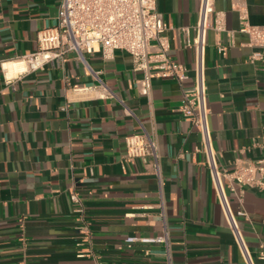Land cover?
<instances>
[{"label":"crops","instance_id":"obj_1","mask_svg":"<svg viewBox=\"0 0 264 264\" xmlns=\"http://www.w3.org/2000/svg\"><path fill=\"white\" fill-rule=\"evenodd\" d=\"M61 1L0 0V264H167L164 244L125 241L164 227L150 162L127 159L125 137L143 131L160 147L172 264H247L200 150V132L180 110L179 82L155 76L150 94H141L142 73L124 51L111 60L72 51L62 65L21 71L18 58L38 48L42 29L57 24ZM200 3L158 0L170 55L188 68L186 87L195 79L188 42L196 36ZM214 5L223 29L208 33L209 120L219 165L233 171L238 159L264 158V61L250 60L258 49L240 31L244 18L264 28V0ZM101 80L111 96L74 89ZM72 191L83 200L90 242ZM228 192L232 210L248 213L239 221L255 264H264V189Z\"/></svg>","mask_w":264,"mask_h":264},{"label":"built area","instance_id":"obj_2","mask_svg":"<svg viewBox=\"0 0 264 264\" xmlns=\"http://www.w3.org/2000/svg\"><path fill=\"white\" fill-rule=\"evenodd\" d=\"M220 18V13L215 10L214 0H201L196 36L188 42L195 51V79L192 87L184 86L188 78L187 66L174 60L170 55V42L166 35L168 26L158 9V0H62L57 24L42 29L39 32L38 48L18 58L17 62L24 64L21 71H34L49 63L62 65L72 51H76L80 58H84L85 52H99L104 60H111L115 58L117 51H124L132 56L134 70L142 73V77L137 81L141 94H150L155 76L179 82L184 99L180 110L200 132V150L204 153L205 164L210 169L220 205L235 243L246 263L255 264L239 221V216L249 218L248 213L244 208L237 212L232 210L228 189L232 192H237L238 189L243 192L246 188L264 189V158L255 161L238 159L233 171L226 166H220L213 146L209 120L206 47L210 29H223ZM240 31L247 33L250 38L249 44L258 49L250 60L264 61V28L251 24L244 18ZM218 50L226 54L227 47L220 45ZM5 76L10 81L11 78L7 77L6 73ZM97 88L102 97L112 95V91L102 80L97 86L74 87L78 91H91ZM125 146L129 161L141 158L150 162L158 178L161 192L159 205L164 226L162 233L158 235L147 237L131 234L125 241L129 244L162 243L165 246L167 264H172V246L164 210V177L158 141L147 131L136 132L125 137ZM71 200L82 222L80 228L84 238L90 242L91 228L86 218L83 200L77 191L71 192ZM84 251H80L78 256H85ZM89 251L91 252V248ZM149 253L150 251L146 250V254ZM259 257L264 260V246Z\"/></svg>","mask_w":264,"mask_h":264},{"label":"bare ground","instance_id":"obj_3","mask_svg":"<svg viewBox=\"0 0 264 264\" xmlns=\"http://www.w3.org/2000/svg\"><path fill=\"white\" fill-rule=\"evenodd\" d=\"M21 64H22V65H23V67H24V64H23V63H21ZM8 66H9V67H8ZM8 66H7V64H5V67H6V68H8V70H9V73H10V69H9V68H11V67H10V65H8ZM10 74H11V73H10Z\"/></svg>","mask_w":264,"mask_h":264}]
</instances>
